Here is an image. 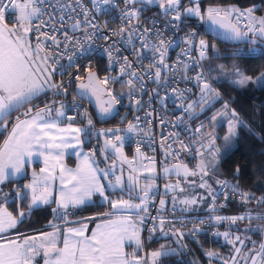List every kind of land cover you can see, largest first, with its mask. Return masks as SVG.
Segmentation results:
<instances>
[{
	"label": "snow or ice",
	"instance_id": "1",
	"mask_svg": "<svg viewBox=\"0 0 264 264\" xmlns=\"http://www.w3.org/2000/svg\"><path fill=\"white\" fill-rule=\"evenodd\" d=\"M43 0H0V127H8V117L12 111H18L26 104H30L34 97H38L46 89H53L56 93L67 94V88L61 83H54L52 81L53 74L57 71L59 65L60 56L53 57L52 53L46 51L45 44L41 40L44 37L46 40H51L52 44L59 48L61 43L64 45V50L67 52L69 46L76 49L83 50L85 48L84 43L79 38L70 36L67 31L63 33L64 40L60 41L55 35H50L46 32H41L40 29L47 24H51L54 31H59L55 27V20L50 19L45 22L40 20L39 24H33L34 19H39L42 13V9L38 4H42ZM76 3H81V0H76ZM125 5V11L122 13L121 19L128 21L127 26H122L119 33L113 32V35L123 36L127 33V42L131 43L133 38V30L139 31L136 25H133V21L139 22L142 7H136V5H152L156 3L159 9L165 15L171 16V21L175 27H178L174 22L181 21L182 17H195L198 20L208 23L210 26H217L224 30L225 39L229 40H242L249 35H259L264 37V16L257 17L255 15V6L249 7L245 10H241L235 6L228 8H221L215 6H209L206 10L202 11L200 7V0H188V6H184L183 0H123ZM93 8L100 12L102 6H108L113 4V0H92ZM70 6V5H69ZM9 11L16 14L15 21L12 27L5 22L6 16ZM85 22L87 25L96 29L97 26L88 19L90 12L84 9ZM235 17L236 22H233ZM69 19H72L69 17ZM61 21V27H64V17H59ZM243 30L239 26L245 22ZM155 23V22H153ZM73 31L82 30L85 33L84 40L92 41L95 32L88 33L87 27L81 29V22L74 20L71 24ZM35 31L37 35V42L33 47L29 33ZM149 34H153L158 39V44H151L146 37ZM197 33L190 31L184 37V43L187 45L185 55L189 54L193 47H196L199 52V59L203 60L207 58L208 42L201 38L196 42L195 38ZM162 33L156 31L152 33L149 28H144L139 35V42L142 49H151L155 54H158V59L149 64L148 74H150L155 81L160 82L162 79V68L167 69L169 65L165 63V56L167 52L166 45H170L171 41H166L161 38ZM103 39L107 41L109 37L103 36ZM92 45L89 44L88 47ZM43 53V55H41ZM83 54V53H81ZM109 63L113 62V55L111 50L107 51ZM253 51L244 53L243 51H237L233 53L234 56L252 55ZM75 53H73V56ZM138 56H142L143 53H137ZM73 56H68L69 61L73 60ZM51 61V65L49 64ZM199 63V61H196ZM78 67V66H77ZM132 68V62L128 57L122 58V66L120 68L121 75L127 74L133 79H129L126 84L129 88L128 95L134 99L136 104L140 101L135 99L133 95L136 85L134 79L143 81V77L135 71H129ZM189 68L187 63L184 64V71ZM152 69H155L152 72ZM222 71L223 65L219 66ZM236 75L239 77L234 80L233 83L243 88L248 84H253L259 88L264 89V74L253 78L251 76L244 75L237 69ZM184 79H188L185 75ZM75 79L79 81L81 77L76 76ZM115 80L114 77H105L103 81L99 80L95 72L89 70L87 76V83H79L78 89L80 95L91 94L96 97L97 105L99 108V115L101 117L109 116L116 104L119 103L118 96L114 95L111 90H105L99 87L100 84H107L109 80ZM166 79V77H165ZM195 80L200 88L201 99L199 105L200 111L219 98L220 93L213 88L209 83L207 77L203 71L198 72L195 76ZM141 91H143V84L141 83ZM173 93H179L178 99L183 97L184 92L188 91L180 90L178 88L172 89ZM107 96V100H103V96ZM123 95V93H121ZM151 100V97H149ZM56 102L53 101L52 104ZM52 104H45L42 108L33 109L29 107L26 112L21 116H17L15 122L12 124L11 131L8 137L0 145V185L4 184L10 176H16L24 172L25 165L31 164L33 157H42L44 167L40 168L39 175L33 171L32 179L30 183L23 185V190L20 188L15 189V196L17 199L23 201L30 198L28 205L29 210L33 206L38 204H50L55 203L56 208L53 209L55 215L60 214V210L63 211L61 219H64L66 223L69 207H77L83 205L86 200H89L93 194H99L104 200L108 201L104 184L100 182V176L98 173L102 172L104 177L109 175L108 170L99 169L93 166L92 157L95 152L84 154L80 163L75 169L67 168L62 164V160L66 149L75 147L83 143L81 139L82 134H88L92 127V119L88 117L87 127H73L71 123L67 127H60L59 117H63L64 104L61 102L60 106L55 109L57 119H49L53 112ZM183 107V105H181ZM229 103L227 101L223 104V110L214 114L210 119L213 122L217 121V118L223 119L228 114ZM194 109V103L187 104L184 107L185 112H190ZM231 116L237 117L235 109H231ZM83 115L87 116V112ZM151 115V113H148ZM69 120L74 117H68ZM137 121L139 117L136 118ZM165 121L161 119V123ZM180 123H183V117L178 118L174 127H177ZM137 125L129 122L124 131L135 132ZM196 129V132H200L201 128ZM121 129H107L100 130V135H107V133H119ZM236 134V124L231 120L228 124V132L224 137V140L229 141ZM179 133H171L168 137H164L166 142L170 138L173 139V143L179 145L180 149L186 152H190L191 149L188 145H185L183 140L178 138ZM217 137L208 134L207 143H201V147L196 149V154L201 156L200 162L194 169H189L186 164H175L172 168L164 167L165 174H175L181 177L183 180L188 181L189 184L195 186V181H189L190 176L200 177V188L209 189V195L212 197L213 203L210 205V212L217 211L216 208V196L211 191V186L208 185L204 179L210 172H215L218 165L219 148L216 147ZM162 147L168 149L165 151V157L177 156L179 150H172V144L162 143ZM111 147L115 153L119 154L120 158L129 164L131 173L128 175V191L131 194L137 188H139L140 195H138V203L133 202L130 199H119L108 201L111 208L114 210H124L125 212L135 211L136 218L133 219L132 215L122 214L116 215L114 212L104 213L103 215L109 217L103 220L101 223L96 224L95 229L88 233L87 224H82L79 227H67L63 235L61 236L60 228L52 222H49L53 231L40 232L31 236H17L16 239H7L0 241V264H36L37 258L41 257L43 264H148V260L138 255L139 251L143 249V240L141 233L146 218L149 214V203L151 200L150 193L155 187V159L149 158L151 167L146 170L151 174L145 179L148 183L143 186L140 185V176L136 175L140 170L132 167V162L127 161V158L123 156V137L115 135L114 139L109 138L105 140V149ZM207 150L211 155V160L203 159V150ZM137 155H140V149H136ZM80 154L77 153V156ZM143 168L144 166L141 165ZM57 168H59V181L60 189L54 196L52 182L57 178ZM114 172V166H113ZM237 174L239 168L236 169ZM217 184L221 188L231 187L232 193L239 192V196L242 203H247L252 199H256L257 203H264V196L255 197L251 192L239 191L238 185H229L226 180H217ZM109 186H124V180L122 176H115L114 181H109ZM166 190L171 191H184L180 186L178 180L175 184L165 185ZM26 190V191H24ZM8 194L3 193L0 189V196L7 197ZM204 197H199V200H203ZM225 199H228V194L225 193ZM160 205L163 208L165 200H160ZM185 208L184 211L192 210V206L198 203V199L193 197L191 199H185L179 201ZM176 198L173 197V211H175ZM225 205H220L224 207ZM161 209H158L160 211ZM24 212L19 213V217H23ZM250 214L245 213L240 216H209L210 222L219 224L223 221H228L231 224H235L238 220L249 219ZM264 218V217H261ZM155 222L158 221L159 229H157L154 223L152 227L148 229L149 237L159 230L164 236L169 235V231H165L164 224L166 223L163 217H151ZM170 223V221H168ZM18 223V217L14 216L11 212L7 211L2 205H0V233H5L8 229L15 228ZM182 223V222H181ZM204 220H199L198 223H194L191 229V235L202 231L199 227L200 224H204ZM211 226V225H210ZM171 235L178 236L180 239L185 235L177 228L170 230ZM214 235H222L224 239L233 245L234 251L239 254L240 248L235 247L237 241L243 245L244 241L239 236H232L230 232L219 233ZM126 243L135 245L132 252L125 251ZM167 254L165 245H161L159 250L152 251L148 254L151 264H157L158 259ZM206 255L210 258L216 256L217 253L213 251L206 252ZM259 258V260H258ZM252 264H264V243L260 244V251L255 252L250 256ZM223 264H227L226 261ZM233 264H235V257H233Z\"/></svg>",
	"mask_w": 264,
	"mask_h": 264
},
{
	"label": "built area",
	"instance_id": "2",
	"mask_svg": "<svg viewBox=\"0 0 264 264\" xmlns=\"http://www.w3.org/2000/svg\"><path fill=\"white\" fill-rule=\"evenodd\" d=\"M38 6L42 9V13L39 19L33 20V24H39L41 19L45 22L54 19L55 27L59 29V31H54L52 25L47 24L41 27V32L55 35L57 39L63 41V33L67 31L70 36L79 38L85 45L83 50L69 46L67 52H65L63 43H61L59 48H56L51 40H46L44 37H41V40L45 44L46 51L51 52L53 57H62L59 60V65L56 66L57 71L55 72L53 82H62L67 88V94H58L53 89H47L44 95L53 98L56 103L61 104L62 102L64 104V116L66 120L85 121L86 116L83 114L86 111L85 105L87 104L77 100L75 96V99H73L69 95V92L71 88L80 81L75 79L76 76L82 78L86 71H94L95 68L98 67L99 71H101V76L110 74V77L117 78L115 82L110 79L105 89L111 90L112 93L119 98L117 113L113 118L116 123L109 128L121 129L119 133L107 134L101 139L98 137L99 143H104L106 139H114L115 135H119L123 137V147L133 151H136L137 147H139L140 154L144 157V163L150 162L149 158L154 157L157 168H160L163 163L173 165L194 161V151L191 147V142L194 139V134L197 133V124L193 123L195 115H192V112L198 108V106L195 105H199L201 99L200 88L195 80V76L198 72L203 71L209 83H211V80L206 69L203 67L205 59H199V52L196 47H193L189 54H184L188 47L184 43V37L187 33L195 31L197 33L195 38L197 43L199 39H205L203 37L204 33L202 34L199 32V24L195 23L194 19H192L193 17H182L181 21L174 22L178 25V27H175L170 23L172 19L171 16L159 13L157 10L158 5H136V7H142V11L139 22L133 21L132 23L136 25L139 31L133 30L132 42L129 43L127 42V33L123 36L113 35V32L119 33L122 26L128 25L126 19H121L122 13L125 11L123 0H113L112 5L102 6L99 13L93 8L91 0H81L79 4L76 3V0H43V3L38 4ZM84 9H87L91 13L88 19L97 26L96 29L86 24ZM243 10L245 9L243 8ZM61 15L64 17V27H61V21L59 20ZM69 17L72 19H69ZM232 19L235 23V18L233 17ZM74 20H79L81 22V29L87 27L89 34L93 32L96 33L92 41L84 40V31H73L71 29V24ZM201 26L203 28V22ZM239 26L243 30L242 23ZM144 28L151 29L152 33L159 31L162 33L161 38L166 41H171L170 45H166L167 52L165 56V63L169 65V68L161 69L162 79L160 82L155 81L147 72L149 64L159 57L158 54H155L150 48L146 50L141 48L139 35ZM37 35L35 31L29 33L33 47L37 42ZM105 35L109 37L107 41L103 39ZM146 39L151 44H158V39L153 34H149ZM89 44L92 46L88 47ZM108 50H111L114 57L111 64L106 54ZM140 52L143 53L142 56L137 55V53ZM73 53H75L74 56ZM41 55H43V53H41ZM68 56H73V60L69 61L67 59ZM125 56L132 62V68L129 69V71L135 70L143 77V81L134 79L136 90L133 95L135 99L140 101L139 104H136L135 100L128 95V86L123 78L130 76L127 74L121 75L120 73L122 58ZM196 61H199V63H196ZM185 63L189 65L186 72L184 71ZM49 64L51 65V61H49ZM154 71L155 69H152V72ZM185 75L188 79L183 78ZM100 77H98V79ZM141 83L143 84V91H141ZM173 88H178L180 90L187 89L188 91H185L183 97L178 99L179 93H173ZM121 93H123V95H121ZM149 97H151V100H149ZM192 99H195L194 109L190 112H185L184 107H186ZM181 105H183V107H181ZM148 113H151V115H148ZM68 117H74V119L69 120ZM137 117H139L138 121L136 119ZM181 117H183V123L174 127L173 125L176 124L178 118ZM161 119L165 122L161 123ZM129 122L137 125L135 132L124 131ZM171 133H179L178 138L175 139L183 140L184 144L188 145L191 151L186 152L180 149L178 144L173 143L174 138H170L164 142L163 138L168 137ZM162 143L172 144V150L178 149L179 154L175 157L168 156L166 158L165 151L168 149L162 147ZM161 159H163V163ZM156 180L158 189L151 194L149 214L145 220L142 231L144 245H147L150 240L148 239V229L152 227L154 223L157 229L159 228L158 221L154 222L151 217L165 218L166 223L163 227L165 231H169V235H171V229L177 228L184 230L185 226L193 228L194 223H198L199 220L205 221L204 224L199 225L200 228L211 227L215 224V222H210L208 220V217L212 216L210 214L186 215L176 206L175 211H173V205L162 208L158 204V200L162 196L159 187L162 177L158 174ZM225 193L229 194V188H221L219 185L215 192V196L224 197ZM212 203L213 202H211V204ZM158 209L161 210L158 211ZM168 221H170V223ZM162 236L164 235L159 230L152 235V237Z\"/></svg>",
	"mask_w": 264,
	"mask_h": 264
},
{
	"label": "trees",
	"instance_id": "3",
	"mask_svg": "<svg viewBox=\"0 0 264 264\" xmlns=\"http://www.w3.org/2000/svg\"><path fill=\"white\" fill-rule=\"evenodd\" d=\"M207 6H235L239 8L247 9L249 7L255 6V15H260L264 13V0H200L201 10L204 11ZM193 23V22H191ZM199 32L203 34L202 26L198 27ZM203 37L208 42L210 46L211 43L220 45L223 50H230L239 46H228L220 43L216 40ZM243 49H246L247 45H240ZM256 49L255 53L252 55L245 56H227L228 58L235 59L234 68L239 69L244 75L256 77L264 73V49L250 46ZM212 51L211 47L208 48V53ZM229 63L227 62V65ZM97 67V66H96ZM95 73L97 77L101 76V71L98 67L95 68ZM208 76L211 78L210 72L206 68ZM213 81V80H212ZM213 88L220 93V97L208 106L205 110L197 113L193 118V123L197 124L203 123L204 117L210 120V117L221 108V105L225 101L229 103V112L231 114V109H235L237 112V117H229L226 121L235 120L236 123V134L233 136L232 140L225 141L224 137L227 132V122L221 123L219 128V135L216 140L219 142V155H218V165L215 172H210L219 178H225L230 181L236 182L242 189L257 193L264 194V89L253 88L249 90H243L229 81L224 80L223 82L213 81ZM74 87L71 88L69 95L74 98ZM44 98H51L44 95ZM53 99V98H52ZM218 101V102H217ZM55 105H60L55 103ZM77 125H82L84 122L81 121H70ZM97 122V121H96ZM101 126H112L116 122L114 119H110L104 122H97ZM85 136L84 146L86 149H92L93 152L98 151L100 146L98 137H94L90 132L88 134H83ZM5 134L0 132V144L2 143ZM190 163V162H189ZM239 168V173L237 174L236 169ZM22 180L9 181L5 184V189H7L12 195L15 194V189L18 188V184ZM16 182V183H15ZM202 197L204 196V203L201 208L197 210L195 215L200 214H213L224 217L240 216V214L247 212L257 214L259 212H264V203L258 205L255 204V200L252 199L251 204L249 202L242 203L241 201H235L234 199L229 200L223 198L220 201H215L217 211L210 212V210H205L209 205L210 195L205 192H199ZM209 195V196H208ZM18 200L19 207L23 211H28V214L20 224L13 230V233L21 232H39L42 231L47 222L51 219V208L40 207L32 208L29 210V198L23 201L13 198L7 206L11 211H15L13 206L14 202ZM220 205H225L220 207ZM102 205H88L83 208L75 210L73 213L75 217H83L87 215H92L95 213H100ZM249 220H244L241 225H245ZM230 224L228 221H223L219 224H214L211 227H201L202 231L191 235L185 233L181 242L186 243V248L181 249L179 245L180 238L178 236H162V237H152L146 249L148 251H155L160 249L161 245H165L167 254L161 256L157 264H197L196 260H199L201 264H206L208 261L204 255V251L214 250V251H226V245L223 244L220 236L214 235V233L230 230ZM238 235H242L244 229L238 227L236 229H231ZM217 262V260H215ZM213 261V262H215ZM216 264H220L218 261Z\"/></svg>",
	"mask_w": 264,
	"mask_h": 264
},
{
	"label": "rangeland",
	"instance_id": "4",
	"mask_svg": "<svg viewBox=\"0 0 264 264\" xmlns=\"http://www.w3.org/2000/svg\"><path fill=\"white\" fill-rule=\"evenodd\" d=\"M154 4H156V3H153L152 5H154ZM183 4H184V6H188V0H183ZM147 6H150V5H147ZM208 7L209 6H207L205 8V10ZM215 7H219V6H215ZM228 7H232V6H225V7H221V8H228ZM237 8H239V7H237ZM239 9H241L243 11V8H239ZM157 10L159 11V13L164 14L162 12V10L159 9V7H158ZM256 16L257 17L264 16V13H261L260 15L258 14ZM192 19H194L195 23L199 24L198 27L201 26L202 21L198 20L195 17H193ZM6 23L9 25V27L13 26V23H8V22H6ZM244 23H246V21L242 23V27H243ZM249 36L257 38L260 41L264 42V37H260L259 35H253L251 33H249ZM209 47H211L212 51L210 53L207 52V58L204 60L203 67L205 69L207 68L208 71L210 72V75H211V78H212L211 82H213V81H216V82L222 81L223 82L224 80H226V81H229L231 84H234L233 81L238 79L239 77L236 75L237 69L234 68L235 59L228 58L227 56H232L233 53H235L237 51H243L244 53H248L249 51H253V53H255V51H256V49H254L253 47H250V46L247 47L246 49H243L242 46H239V47H235V48L230 49V50H223L220 45H217L215 43H211ZM227 62L229 63L228 65H227ZM220 65L224 66V69L222 71L219 69ZM239 72L242 73L240 70H239ZM86 73H87V71L85 72V74ZM262 74H264V73H262ZM105 77H110V74L105 75V76H101L99 79L101 81H103L105 79ZM256 77H258V76H256ZM256 77H254V78H256ZM123 79H124L125 82H127L129 79H132V77H125ZM211 84L213 86V83H211ZM106 85L107 84H101V86L103 88H105ZM234 86H237V85L234 84ZM237 87H239V86H237ZM239 88H241V87H239ZM253 88H258V87L250 83L246 87H243L241 89L249 90V89H253ZM135 90H136V88H135ZM128 91H129V88H128ZM216 100H214L211 103H209L204 108V110L208 106H210L213 102H215ZM189 103H195V99H192ZM85 108H86L85 112H87V116H86V119L84 121V127H87V119H88V117H90L92 119L93 124H92V127H91L89 132L94 137H100V139L103 138L105 135H100V130H107V129H110V128L108 126H101V125H99L97 123L99 121H97V119H96V117L94 115V112H93V110H92V108L90 106L88 107L87 105H85ZM222 110H223V105H221V108L217 109V111L214 114H216L217 112L222 111ZM200 112H202V111H200V107L198 106V108L195 109L192 112V115H196L197 113H200ZM229 117H232V116H231L230 112L228 111V114L226 116H224L223 119L218 117L216 122L211 121V119L207 120L206 117H204V120H203L204 122L203 123L197 122V128H200L201 125H203L204 127L201 128L199 133L197 132L196 134H194V139L191 142V147H192V149L194 151V158L195 159H194V161H192L190 163H183V164H186L189 169H194L196 167V165L201 160V156L196 154V149L201 147V143H207L208 134L209 133H211L212 135H214L216 137L221 135L219 133V128H218V126L221 123L227 122L226 126H227V132H228L229 121H226V120ZM231 121L234 124L237 123L235 120H231ZM227 132H226V134H227ZM107 134H113V133H107ZM232 138H231V140H232ZM104 144H105V142L101 143V146L104 145ZM215 145H216L217 148L220 147L218 140H216ZM102 153H103V151H102ZM203 153H204L203 159L211 160L212 157H211L210 153L206 149L203 150ZM114 157L115 158L110 159L109 161H107L105 159V155L102 154V161L104 162V166L103 167L106 170L109 171V174H111V173L115 174V171H116L117 172V176H122L123 179H127L128 175L131 173V168H128L127 162L122 160L118 155H115ZM131 160H133L135 162L137 169L142 165V163L137 160V153H133L131 158H129V157L127 158V161H131ZM161 162L163 163V159H161ZM173 165H175V164H173ZM173 165L172 164L163 163L160 166V172L159 173L162 176H164V177L166 176L167 177V178L165 177L166 180L162 181L160 190L164 194L165 191H166L165 185H167V184H175L179 180L180 181V186L184 189V192H183V194H181L179 192V190L172 191V192H170L167 195H162L159 198L158 201L160 202V200L163 199V200H165V203L169 202V204L172 206L173 205V197H175L176 198L175 206H177L179 208V210L182 211V213H184L186 215H195L197 210H199L198 208H196L197 205L196 206L195 205L192 206V210L184 211L183 209L185 208V206L183 204L179 203V201L193 198V194L195 192L198 193V192L201 191V192H205V193L209 194V189L200 188L199 187V183H200V177L199 176H190L188 178L189 181H195V186H193V185L189 184L188 181L183 180L181 177H178L175 174H165L164 171H163V168L164 167L172 168ZM113 166H114V172H113ZM155 175H156V173H155ZM204 179L207 181L208 185L211 186V191L213 192L214 195H215V192H216V190H217V188L219 186V184H217V180H226V181H228L230 186L231 185H238L236 182L230 181V180L225 179V178L224 179L223 178H219V177L213 175L212 173H209V175L207 177H205ZM139 183H140L141 186H143L144 184L148 183V181H147V179H145V180H141L140 179ZM127 184H128V180H127ZM128 188H129V185H127V188L126 189L124 188V191H123L124 193L127 194V197H128L127 199H130V198L138 199V195H140L139 188H137L131 194H129ZM157 189H158V186H157V183L155 181V187L153 188L152 192L157 190ZM239 191L251 192V191L242 189L240 186H239ZM152 192L150 193V197H151ZM251 193H253L255 195V197L264 196V194H257V193H254V192H251ZM223 198H225V196L224 197L216 196V200L217 201H220ZM123 199H125V198H123ZM228 199L229 200L234 199L235 201H241L240 196H239V192L232 193L231 187H229ZM254 200H255V204L256 205L260 204V203H257L256 199H254ZM199 201H201V200H198V203H199ZM209 202L210 203L213 202L211 196L209 197ZM249 204H251V201H249ZM245 213H247V212H244V213H242L240 215H243ZM248 214H250V218L246 219V220H249V221H247L245 225H241V220H238L235 224L229 223L230 224V226H229L230 230L229 229L227 230V232H230L233 237L234 236H239L240 239L244 241L243 245H241L239 243V241H237L236 244H235V247L240 248V253L237 254L234 251L233 245L229 244L224 239V237L222 235H220L223 244L226 245V251H224V252H221V251H217L216 252L214 250L204 251L205 252L204 255H205L206 259L208 260L206 262V264H216L218 261L220 262V264H223L224 261H226L227 264H233V257H235V264H252L250 256L252 254H255V252H259L260 251V244L264 243V218H261V217H264V212H259L257 214H253V213H248ZM210 215L215 216L213 214H210ZM243 222H244V220H243ZM212 226H214V224ZM238 227H242L244 229L242 235H238L236 232L231 230V229L234 230V229H236ZM191 229H192V227L185 226L184 230H181V229H179V230L181 232L188 233V232L191 231ZM224 232H226V231H223V233ZM178 242H179V245L181 246V249L186 248V243L185 242H183V241L181 242V239ZM208 251H213V252L217 253V255L210 258L209 256L206 255V252H208ZM149 253H151V251H149L148 254ZM215 260H217V262ZM258 260H259V258H258ZM213 261H215V262H213ZM196 263L197 264H201L199 260H196ZM149 264H151L150 259H149Z\"/></svg>",
	"mask_w": 264,
	"mask_h": 264
},
{
	"label": "crops",
	"instance_id": "5",
	"mask_svg": "<svg viewBox=\"0 0 264 264\" xmlns=\"http://www.w3.org/2000/svg\"><path fill=\"white\" fill-rule=\"evenodd\" d=\"M154 5H157V4H154ZM15 18H16V14L14 12H12V11H9L7 16H6V21L5 22L14 23ZM29 39H30V37H29ZM30 41H31V39H30ZM31 43H32V41H31ZM54 76H55V73L52 76V81L54 79ZM87 76H88V72L80 79V81L84 80L85 77H87ZM84 83H87V80ZM46 90H45V92H46ZM45 92H42L38 97H34L30 104H26L25 106L21 107L18 111L14 110V111H12L10 113V115L8 117V127L7 128L0 127V132L5 134V137H4V139H3V141H2V143L0 145H2L4 140L8 137V135H9V133L11 131L12 124L15 122V119H16L17 116H21V118L23 119L25 117H23L22 114L24 112H26L29 107H32L33 109L42 108V107L45 106V104H52V102L55 101L52 98L45 99L44 98V93ZM52 107H53V112H52L51 116L48 117V118L55 120V119H57L56 113H55V109L58 108L59 105L56 106L55 104H52ZM88 107H89V105H88ZM58 119H59L60 127H67V125L69 123H71L73 127H82V128L84 127V124H83V126L82 125H77V124H74V123L66 120L65 116L59 117ZM81 139L83 141L82 144L76 145L75 147H70V148L66 149L64 157H63V160H62V164L65 167L71 168V169H75L76 166L80 163V161L83 158L84 154L93 152L92 149H86V147L84 146L85 136L83 134L81 135ZM101 150L103 151V153H102ZM77 153H79L80 155L77 156ZM122 153H123L124 157L131 158L133 153H137V152L133 151V150H130L128 148L122 147ZM102 154L105 155V159L107 161H109L110 159L115 158L114 157L115 155L119 156V154L115 153L114 150L111 147H108L107 149H105V144L101 146V143H100V146L98 147V151L95 152V155L91 159H92L94 167H97L99 169H104V170H106V169L103 167L104 166V162L102 161ZM137 160L139 162H141L144 167L142 168L140 166L138 168L140 171L138 173H136V175L140 176L141 180H145V177L151 175L146 170L147 168H150L152 166L151 162L144 163V157L141 154L137 155ZM131 162H132V167L136 168L135 162L133 160H131ZM127 165H128V168H130L128 163H127ZM42 167H44L43 158L42 157H33V160L31 162V164H26L25 165V169H24L23 173H21L19 175H16V176H10L9 179L7 181H5L4 184L0 185V189L3 190V193L8 194L6 198L4 196H0V205H2L4 208H6L7 211L11 212L14 216L18 217L17 226L20 224L22 219H24L26 217V215L28 214V211L25 212L19 207L18 200L16 202H14V204H13V206L15 208L14 212L11 211L8 208L7 205L10 202H12V199L16 198V196H15V194L12 195L7 189H5V184L7 182H9V181L22 180L18 184V188L23 190V185L31 182L32 172L35 171L39 175L40 168H42ZM159 172H160V168H157L156 165H155V173H156L155 181L157 183L156 179H157V175L159 174L162 177V180L159 183V187H161L162 181L166 180L167 177L165 176L166 177L165 178ZM58 174H59V168H57V178L52 182L54 196L58 193V191L60 189V181H59ZM98 175L100 176V182L102 184H104V186H105L106 195L108 196V201L119 200L121 198H125V199L128 198L127 194L123 192L124 188L126 189L127 185H128L127 184V179H123L124 180V186L123 187H120V186L111 187V186H109V181H114L115 180V176H117V172L116 171H115V174L114 173L113 174L112 173L109 174L107 178L104 177L102 172L98 173ZM24 191H26V190H24ZM166 191H165L164 194L162 193V195H167L170 192H172L171 190H166ZM179 192L181 194H183L184 191H182V192L179 191ZM193 197H196L199 200V197H202V195H200L199 192L198 193L195 192L193 194ZM131 199L133 200V202L134 201L137 202V203L139 202L138 199H134V198H131ZM29 201H30V198H29ZM108 201L104 200L97 193V194H93L92 197L89 200H86V202L83 205L77 206L75 208L70 206L69 209H68V215H67L68 223H66L64 219H61V216L63 215V211L64 210H60V214L59 215H55L53 213V209L57 207V205L54 202L50 203V204H38L36 206H33L32 208H40V207L49 206L51 208V213H52L51 219L47 222L45 228L42 231H39V232H34V231L28 232V231H25V232H21V233H13V230L17 227L16 226L15 228L8 229L5 233H0V241L7 240V239H16L18 235H20L21 238H22L23 236H31V235L38 234L40 232L53 231V228L51 227L49 222L54 223L55 225H57L60 228L61 236L63 235V232H64V230L67 227H79L82 224H87V227H88V233L87 234H91V231L93 229H95L96 224L101 223L103 220H106V219L109 218V217H106V216L103 215L104 213H108V212H114L116 215L128 214V215H132L133 219L136 218L135 211L125 212L124 210H114V209L111 208V205H110V203ZM203 203H204V199L199 201V203L196 204L197 206L195 205L196 208L200 209L201 205ZM93 204L94 205L95 204L96 205H101V206L103 205L104 208L101 209L100 213H95V214L87 215V216H83V217L82 216L81 217L73 216L74 215L73 213L75 212V210H77L79 208H83V207L88 206V205H93ZM158 204H159V201H158ZM210 205H211V203H209L208 207H206L205 210H209ZM167 206H171L169 204V202L165 203V205L163 207H167ZM21 211L24 212V216L23 217H19V213ZM241 223H243V220H241ZM141 238H142V233H141ZM146 246H147L146 244L145 245L143 244V249L141 251H139L138 255L141 256V257L146 258L148 260V264H149V259H150L149 256H148V252L149 251L146 249ZM134 248H135L134 243L133 244L126 243V245H125V251L126 252H132L134 250ZM36 264H43V261H42L41 257L37 258Z\"/></svg>",
	"mask_w": 264,
	"mask_h": 264
},
{
	"label": "water",
	"instance_id": "6",
	"mask_svg": "<svg viewBox=\"0 0 264 264\" xmlns=\"http://www.w3.org/2000/svg\"><path fill=\"white\" fill-rule=\"evenodd\" d=\"M203 33L206 37L211 38L213 40H216V41L223 43L225 45H228V46L247 45V46H256V47L264 49V42L260 41L257 38H254V37H251L248 35L247 37H245L242 40L225 39V34H224L223 29H220L217 26H210L208 23H204V22H203ZM86 80H87V77H85L84 80H81L74 85V96H75V98L77 100L83 102L84 104L89 105L92 108L97 121L104 122V121L113 119L117 113V109H118L117 104L114 106L113 111L109 116L101 117L99 115V108L97 105L96 97L92 96L90 93L87 95H84L83 97L80 95V90L78 89V84L84 83ZM99 87L102 89H105L101 86V84L99 85ZM102 99L107 100L108 97L105 95L102 97Z\"/></svg>",
	"mask_w": 264,
	"mask_h": 264
},
{
	"label": "flooded vegetation",
	"instance_id": "7",
	"mask_svg": "<svg viewBox=\"0 0 264 264\" xmlns=\"http://www.w3.org/2000/svg\"><path fill=\"white\" fill-rule=\"evenodd\" d=\"M88 106V105H87Z\"/></svg>",
	"mask_w": 264,
	"mask_h": 264
}]
</instances>
